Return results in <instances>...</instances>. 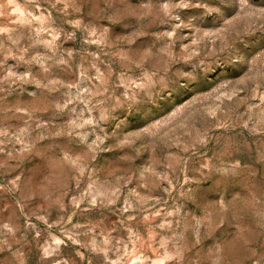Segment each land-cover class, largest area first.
Segmentation results:
<instances>
[{
	"label": "rangeland",
	"instance_id": "obj_1",
	"mask_svg": "<svg viewBox=\"0 0 264 264\" xmlns=\"http://www.w3.org/2000/svg\"><path fill=\"white\" fill-rule=\"evenodd\" d=\"M0 264H264V0H0Z\"/></svg>",
	"mask_w": 264,
	"mask_h": 264
}]
</instances>
